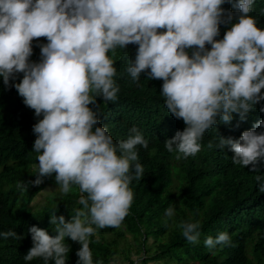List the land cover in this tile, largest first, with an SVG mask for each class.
<instances>
[{"label":"clouds","instance_id":"clouds-1","mask_svg":"<svg viewBox=\"0 0 264 264\" xmlns=\"http://www.w3.org/2000/svg\"><path fill=\"white\" fill-rule=\"evenodd\" d=\"M226 3L233 0H0V77L6 87H15L36 117H43L33 125L36 179L21 181L17 188L27 191L29 183L39 185L55 174L62 195L73 186L82 194L83 208L70 221L51 215L56 235L35 225L29 229L33 246L25 262L40 258L44 264H66L69 237L81 245L77 264H104L94 262L90 237L99 229L119 228L130 214L135 196L130 185L144 175L138 146L148 149L149 141L135 126L119 142L107 126H98L97 99L104 104L118 100L117 49L138 45L126 67L132 81L142 73L163 81L168 113L186 125L164 142L177 160L195 157L205 133L218 122L230 124L234 113L244 121L264 101V29L250 15L255 0H237L236 13L223 8ZM221 24L231 27L217 40ZM41 37L47 43L38 44L40 60L33 62V41ZM21 73L22 80L11 84ZM257 128H264V121L239 139L220 136L207 146L228 148L234 165H250L259 173L264 132ZM254 179L264 193V175ZM174 216L170 205L165 223ZM177 227L188 243H199V220L181 221ZM0 237L22 239L12 230ZM204 245L213 255L218 245L234 246L227 232L206 237Z\"/></svg>","mask_w":264,"mask_h":264},{"label":"trees","instance_id":"trees-1","mask_svg":"<svg viewBox=\"0 0 264 264\" xmlns=\"http://www.w3.org/2000/svg\"><path fill=\"white\" fill-rule=\"evenodd\" d=\"M236 2L222 7L236 13L238 9L233 7ZM250 15L264 29V0H255ZM235 22L234 18L232 23ZM219 27L217 40L223 39L231 24ZM40 43H47V39L33 41L30 57L33 62L40 60ZM206 47L211 49V45ZM137 49L138 45L134 44L124 50L117 49L118 100L104 104L101 98L97 99L101 104L98 126H107L117 142L126 140L133 126L142 131L149 141L148 149L138 146L144 175L130 185L135 194L134 203L121 226L99 229L96 236L90 237L94 262L103 260L104 264H112L127 248L128 252L134 249V255L141 256L142 264H264V193H259L254 179L257 174L264 175V161L259 165V173H255L250 165H234L233 153L228 148L220 151L207 146L209 141L217 143L220 136L239 139L244 131L264 121V113L260 111L264 101L244 121L234 113L230 124L218 122L205 133L202 150L195 157L177 160L175 153L166 150L164 142L177 131H183L186 125L168 113L161 95L162 80L148 79L142 73L139 81L134 82L126 72L128 61L135 59ZM22 78L23 74H18L10 83H19ZM89 107L95 110L93 105ZM42 118L36 117L15 87H6L0 77V232L12 230L22 237L20 240L0 237V264H44L40 258L30 262L23 259L33 246L29 229L35 225L54 236L52 214L63 215L70 221L83 208L79 203L82 194L73 186L67 195L50 198L39 210H30V203L41 191L48 185H57L55 174L42 178L39 185L29 183L27 191L17 188L21 181L36 179L38 154L32 151L36 139L33 125ZM256 130L264 132V128ZM170 205L175 208V216L166 224L165 210ZM189 220H199L202 225L197 244L188 243L177 227L181 221ZM221 232L230 235L234 246L218 245L213 255L205 247L204 239L215 238ZM65 242L70 246L66 264H77L76 252L81 245L69 237ZM124 260L133 264L131 256H125Z\"/></svg>","mask_w":264,"mask_h":264},{"label":"rangeland","instance_id":"rangeland-1","mask_svg":"<svg viewBox=\"0 0 264 264\" xmlns=\"http://www.w3.org/2000/svg\"><path fill=\"white\" fill-rule=\"evenodd\" d=\"M63 195L60 193L59 186L52 184L48 185L43 191H41L37 197L33 199V201L30 203V210L32 212L39 210L43 206H45L48 202V199L53 197H62ZM127 238H130L128 236ZM129 249L126 248V250H123V254L120 253L115 259H113L111 262L112 264H130V262H127L124 260L125 256H131L133 260V264H142V258L141 256L137 257L134 255L133 250L132 253L128 252ZM123 259H122V258ZM153 263V262H152ZM150 263V264H152Z\"/></svg>","mask_w":264,"mask_h":264}]
</instances>
